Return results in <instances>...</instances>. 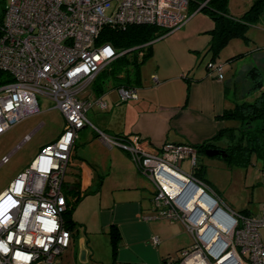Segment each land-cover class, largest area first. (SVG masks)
<instances>
[{
  "label": "built area",
  "instance_id": "1",
  "mask_svg": "<svg viewBox=\"0 0 264 264\" xmlns=\"http://www.w3.org/2000/svg\"><path fill=\"white\" fill-rule=\"evenodd\" d=\"M208 0L203 2L202 8ZM191 0H9L0 24V70L13 80L0 84V137L28 116L41 111L39 95L48 97L64 115L66 126L59 138L41 147L33 162L0 194V264H60L72 246L74 231L64 222L69 206L66 174L80 130L91 126L106 144L124 147L140 171L155 184L154 207L159 217L182 221L193 232L194 243L180 259L167 264H264V201L257 213L235 212L218 202L193 172L180 170V162L196 164V149L168 142L160 148L144 145L139 136H110L88 119L89 110L108 108L102 96H85L97 75L122 53L111 43L99 42L104 27L152 24L166 31L182 27L191 14ZM209 71L224 78V64L211 61ZM120 100L138 98L136 87H118ZM121 138L124 141H121ZM5 158V159H4ZM2 162L8 160L4 157ZM202 187L233 222L226 240L209 249L205 240L216 231L201 232V214L185 209L187 196L172 179ZM187 183L183 185L186 187ZM264 189V173L262 176ZM174 188V189H173ZM192 194V192L190 193ZM185 204V205H184ZM156 242L158 239L155 240Z\"/></svg>",
  "mask_w": 264,
  "mask_h": 264
},
{
  "label": "crops",
  "instance_id": "2",
  "mask_svg": "<svg viewBox=\"0 0 264 264\" xmlns=\"http://www.w3.org/2000/svg\"><path fill=\"white\" fill-rule=\"evenodd\" d=\"M249 5L250 0H230L229 10L240 17ZM214 26V20L208 14L196 10L182 27L154 40L152 54L140 69L138 98L121 101L118 96L107 100L105 110L94 106L97 113L108 114L106 124L100 119L102 125H94L110 136H127L124 138L127 141L130 136H139L145 140L144 145L157 148L168 142L194 146L212 138L222 128L240 126L238 121L222 117L224 110L235 105L226 89L234 87L240 79H235L236 72L231 75L226 72L219 80L207 68L211 55L206 49ZM250 29L264 30V25ZM247 35L248 42L256 44V39ZM231 42L222 51L227 50L225 62L231 63L233 69L232 63L236 60L230 58L239 54L235 53L239 44L235 42L238 45L231 46ZM258 49H264V45H258ZM256 58L264 65V54L259 53ZM217 60L224 64L221 55ZM252 67L257 66L243 67L248 86V72ZM110 87L118 88L112 84ZM85 96L98 97L91 87ZM93 138L97 144L92 145L101 152L100 156L85 154L86 157H82L77 151L79 142ZM121 141L124 140L121 138ZM226 142L227 139H223L219 143L224 145ZM252 164L260 166L262 172L260 161L254 159ZM65 184L67 191L80 189L77 195L69 194L70 204L78 196L81 199L73 213L78 230L70 253L61 257L60 264H82L79 260L82 248L87 249V264H167V259H176L179 250L192 245L193 232L182 221L157 215L150 195L155 193V184L140 171L128 151L120 145L106 144L88 126L80 130L75 139ZM263 191L262 188L261 204ZM89 199H92L90 206H83ZM260 208L261 205L255 210L246 209L257 213ZM112 224L120 233L115 258L110 235ZM99 235L105 238L104 254L99 252L97 245Z\"/></svg>",
  "mask_w": 264,
  "mask_h": 264
},
{
  "label": "trees",
  "instance_id": "3",
  "mask_svg": "<svg viewBox=\"0 0 264 264\" xmlns=\"http://www.w3.org/2000/svg\"><path fill=\"white\" fill-rule=\"evenodd\" d=\"M206 0H191L190 11H203L214 20V28L211 31V41L206 49L211 58L208 61H218L222 49L232 38H242L249 41L248 30L252 26L264 25V0H250L247 10L240 16H234L230 13V0H208L207 3L199 8ZM6 0H0V24L3 22ZM166 31L157 25L152 24H130L126 27L106 26L103 28L99 42L111 43L119 52L122 53L109 66L102 70L94 79L91 88L97 96H102L107 84L114 87L126 86L136 87L140 80V69L148 57L152 54V42L163 36ZM245 54L239 53L230 58L237 60L244 57ZM207 63V64H208ZM249 86L246 90L238 89V83H235V95L231 94V87L226 89L227 96L235 103L233 108L224 110L222 117L227 120L238 121V127H225L220 129L215 136L208 140L196 144V164L192 168L197 179L203 181L212 188V185L205 178L206 166L198 165V157H220L228 168L248 167L252 164L253 157L261 162V169L264 173V73L258 67H252L248 72ZM8 74L0 70V84L12 81ZM238 131V134L236 132ZM127 138V136H119ZM227 139L226 144L219 142ZM223 151L225 156L220 154L209 155L212 150ZM79 188L66 190V195L70 193L77 195ZM81 197L78 196L72 204L69 203L67 211L64 213V222L68 229L78 230L77 222L73 219V213ZM241 213L251 214L248 209L240 210ZM112 242V256L115 258L117 253L119 230L115 224L110 228ZM193 245V244H192ZM191 245V246H192ZM189 248V247H187ZM186 248L179 250L178 253ZM180 258L176 257L179 260ZM168 260V259H167ZM170 260V258H169Z\"/></svg>",
  "mask_w": 264,
  "mask_h": 264
},
{
  "label": "rangeland",
  "instance_id": "4",
  "mask_svg": "<svg viewBox=\"0 0 264 264\" xmlns=\"http://www.w3.org/2000/svg\"><path fill=\"white\" fill-rule=\"evenodd\" d=\"M8 1L9 0H6V2ZM248 34L253 39H256L257 42H254L256 44L249 43L248 41H244L242 38L238 37L230 40L232 41L231 46H237L239 44V48H236L235 53L245 52L244 57L237 59L232 63L234 66L233 69L230 68L231 63L225 62L228 57L227 50L225 49V51L220 52L221 61L224 62V73L227 72L231 75L233 72H236L237 76L235 79L240 80L235 83H238V89L240 88V91L246 90L248 87V81H246V78L243 77V67H251L254 65L261 68L260 70L264 73V65L257 62L258 60L256 58L259 53L264 54V49H258V45H264V30L249 29ZM234 39L237 41H233ZM235 42H238V44ZM110 88V83H108L106 91ZM231 94L235 95L233 88L231 89ZM118 96H120L118 88L110 89L105 94L104 100L111 101ZM39 103L41 107V111L39 113L26 117L13 126L9 131L4 133L0 138V193L5 191L10 185V182L17 178L27 167H29L42 146L56 141L64 131L66 126L65 117L63 113L55 107L54 102L48 97L39 95ZM95 109L96 107H92L88 112L90 122L96 125H102L100 120L102 119L104 121L103 124H106L105 117L108 116V114L103 111L97 113ZM88 128L92 127L89 125ZM94 143H96L95 138L86 142L80 141L77 151H79L82 157H86L85 154L100 156L101 152H98L92 145ZM97 149L101 150L100 147ZM2 156L8 157V160L2 162V160L5 159H3ZM254 159L255 158L252 159V162H254ZM99 161L101 162L102 159L100 158ZM201 164L206 166L205 178L212 185V188L210 186H205V188H207L206 190L209 193L218 198V202L222 206L235 212H240V210L246 209L247 207L251 210H255L261 205L262 194L260 190L263 188L261 185L263 172L260 171V166L250 164L246 168L239 166L228 168L220 157L212 158L199 155L198 165ZM180 170L184 173H190L192 171L189 159H184L180 162ZM153 191H155L154 186ZM150 195L151 197L154 196V194ZM86 196L90 197L92 195ZM91 200L92 199H89V201L86 200L83 206L86 204L90 206ZM262 232L264 234V230H262ZM75 233L76 231H74V234ZM97 240L99 252L104 254V235L97 236ZM193 243L194 239L192 238V244ZM70 251L71 247L68 248L62 256L69 254ZM106 251H108V249ZM180 256V253L176 254L177 258Z\"/></svg>",
  "mask_w": 264,
  "mask_h": 264
},
{
  "label": "bare ground",
  "instance_id": "5",
  "mask_svg": "<svg viewBox=\"0 0 264 264\" xmlns=\"http://www.w3.org/2000/svg\"><path fill=\"white\" fill-rule=\"evenodd\" d=\"M177 178L184 180L186 182L185 177L182 175L175 177L174 179H172V184L175 186V189H180V190L183 189V192L184 190L189 189L185 191L186 194L188 193L187 202L185 203L186 205L184 204L185 209L188 212L193 213L199 208L201 214L198 216V222L204 224L206 222H210V224H214L216 231H214L211 234V237L209 239L208 237H205V240L209 249H211L215 245V249L218 250L220 248V243L217 244V242L219 241V239L226 240V237H228L231 229V227L228 224L220 221L217 217V211L220 207L219 203L217 202L212 204L211 202H209L204 197V191L202 187L200 189L197 188L194 192H192L191 189L193 188L194 185L193 183L186 182L187 183L186 187H183V185L179 183ZM191 192L192 194H190ZM208 227L209 225L205 224L201 232H204L205 234ZM226 260L227 259L221 260L219 261V263L224 264Z\"/></svg>",
  "mask_w": 264,
  "mask_h": 264
},
{
  "label": "water",
  "instance_id": "6",
  "mask_svg": "<svg viewBox=\"0 0 264 264\" xmlns=\"http://www.w3.org/2000/svg\"><path fill=\"white\" fill-rule=\"evenodd\" d=\"M214 154H220L222 156V158L225 156V153L223 151H220L219 149L217 150H212L209 155H214ZM177 180L179 181V183L181 185H184L186 184V182L184 180H181V179H178ZM198 188V185L197 184H194L193 185V188L191 189L192 192H194L196 189ZM204 197L209 201L211 202L212 204L216 203V199L211 195L209 194L208 192H205L204 193ZM217 217L220 221L228 224L229 226H231L232 222H233V217L234 215L229 212L227 209H225L224 207L220 206L218 211H217ZM212 230L215 229V226L214 224L211 225V228ZM219 253L221 251V249L217 250ZM79 260L82 264H87L88 263V255H87V249L86 248H82L81 249V252H80V255H79ZM229 264H236L235 261H230L228 262Z\"/></svg>",
  "mask_w": 264,
  "mask_h": 264
}]
</instances>
